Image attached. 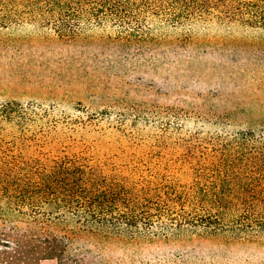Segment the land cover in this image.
I'll return each mask as SVG.
<instances>
[{
    "label": "rangeland",
    "instance_id": "374dc122",
    "mask_svg": "<svg viewBox=\"0 0 264 264\" xmlns=\"http://www.w3.org/2000/svg\"><path fill=\"white\" fill-rule=\"evenodd\" d=\"M150 1L0 0L2 170L66 160L189 185L221 160H264V30ZM73 247L82 264H264V234H79Z\"/></svg>",
    "mask_w": 264,
    "mask_h": 264
},
{
    "label": "trees",
    "instance_id": "16d2710c",
    "mask_svg": "<svg viewBox=\"0 0 264 264\" xmlns=\"http://www.w3.org/2000/svg\"><path fill=\"white\" fill-rule=\"evenodd\" d=\"M192 1L202 3L193 9L202 15L214 10L222 20L264 30V0ZM242 161L205 167L189 185L123 180L66 160L32 170L0 167V221L11 225L10 232L0 229V264H82L73 247L79 234L100 243L171 232L264 234V160ZM18 222L36 227L21 232ZM53 224L65 233H46Z\"/></svg>",
    "mask_w": 264,
    "mask_h": 264
}]
</instances>
